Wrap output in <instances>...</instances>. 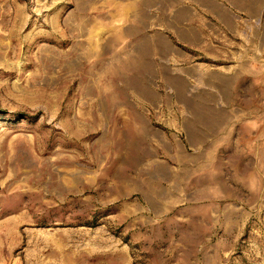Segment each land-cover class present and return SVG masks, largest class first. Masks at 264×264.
Returning <instances> with one entry per match:
<instances>
[{
  "label": "rangeland",
  "instance_id": "obj_1",
  "mask_svg": "<svg viewBox=\"0 0 264 264\" xmlns=\"http://www.w3.org/2000/svg\"><path fill=\"white\" fill-rule=\"evenodd\" d=\"M0 264H264V0H0Z\"/></svg>",
  "mask_w": 264,
  "mask_h": 264
}]
</instances>
